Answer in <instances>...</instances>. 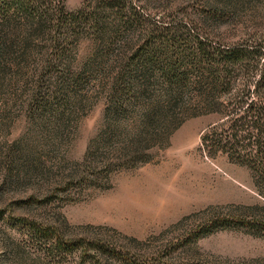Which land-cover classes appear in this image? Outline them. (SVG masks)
Here are the masks:
<instances>
[{"label": "rangeland", "instance_id": "1", "mask_svg": "<svg viewBox=\"0 0 264 264\" xmlns=\"http://www.w3.org/2000/svg\"><path fill=\"white\" fill-rule=\"evenodd\" d=\"M83 1L64 0L66 11L78 10ZM207 1L222 10L220 21L212 18L196 31L225 46L262 48L253 74L264 71V0ZM204 6L202 0H172L147 14L167 24L175 19L205 20ZM148 28L146 24L139 29V44ZM85 53L80 50V55ZM248 75L252 73L242 70L237 80ZM13 81L6 79L9 85L0 90V264H68L36 247L23 220L65 221L74 233L102 232L119 242L135 238L142 242L139 253L151 254L140 260L167 248V258L176 264H264V189L247 166L221 152L209 155L200 145L201 135L222 121L220 115L181 117L173 127V114L166 110L159 118L163 122L156 119L149 128L148 142L156 144L146 149L147 162L115 170L103 178L102 189L90 183L80 186L73 175L102 131L108 89L103 91L91 79L76 93L73 112L55 105L36 117L23 107L24 79L15 88ZM144 101L130 113L131 126L139 133L150 126L154 108L153 99ZM101 149L98 155L107 151ZM215 218L236 223L200 234ZM185 238L189 243L178 247Z\"/></svg>", "mask_w": 264, "mask_h": 264}, {"label": "trees", "instance_id": "2", "mask_svg": "<svg viewBox=\"0 0 264 264\" xmlns=\"http://www.w3.org/2000/svg\"><path fill=\"white\" fill-rule=\"evenodd\" d=\"M171 1L84 0L78 10L67 12L64 0H0V90L9 85L6 79H14L13 88L24 79L23 107L37 117L55 105L73 112L76 93L84 91L91 79L103 91L108 89L103 128L93 149L78 163L73 175L77 185L90 183L102 189L103 178L115 170L147 162L145 151L156 144L148 142L149 128L156 119L163 122L159 118L167 110L173 114H169L173 127L181 117L220 115L222 121L201 135L202 149L209 155L221 152L247 166L264 189V71L253 74L259 69L263 50L251 45L225 46L209 34L198 33L196 29L212 18L220 21L222 10L207 0H202L208 8L205 20L175 19L167 24L147 14ZM146 24L148 33L139 44V29ZM81 49L85 55H80ZM242 70L252 75L237 80ZM104 79L111 83L101 84ZM146 99L154 101L152 120L139 133V128L131 126L130 113ZM218 126L225 130L219 133ZM100 148L107 151L98 155ZM23 221L36 247L59 262L176 264L167 258V248L151 259L140 260L151 254H140L142 242L132 237L119 242L107 233H74L65 221ZM234 223L215 218L199 233L226 229ZM181 243L178 247L184 248L189 238Z\"/></svg>", "mask_w": 264, "mask_h": 264}]
</instances>
